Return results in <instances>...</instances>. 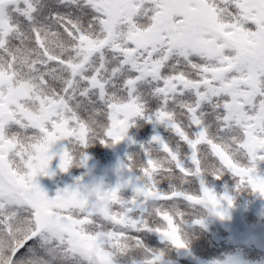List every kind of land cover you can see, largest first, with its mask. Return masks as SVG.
I'll use <instances>...</instances> for the list:
<instances>
[{
  "label": "snow or ice",
  "instance_id": "obj_1",
  "mask_svg": "<svg viewBox=\"0 0 264 264\" xmlns=\"http://www.w3.org/2000/svg\"><path fill=\"white\" fill-rule=\"evenodd\" d=\"M134 117L169 135L118 164L115 186L77 177L49 197L36 182ZM261 162L264 0H0V264H160L141 234L186 248L188 224L233 204L203 177L264 196Z\"/></svg>",
  "mask_w": 264,
  "mask_h": 264
},
{
  "label": "rangeland",
  "instance_id": "obj_2",
  "mask_svg": "<svg viewBox=\"0 0 264 264\" xmlns=\"http://www.w3.org/2000/svg\"><path fill=\"white\" fill-rule=\"evenodd\" d=\"M134 123L129 127L126 137L121 140L123 147H106L105 158L106 159H94L88 158V161L93 162L95 165L103 167L102 171H96L88 169L85 165L78 166L74 163L67 171H61L58 167L59 156L56 155L49 163V171L51 175H38L36 182L46 192L49 197H54L58 189H63L67 186H72L76 182V178L79 177L82 184L90 185L97 183L96 179L106 176L104 170L113 169L110 176L106 181L102 182L104 188L115 186L118 181V173L115 172L118 164L124 158L129 157L130 148H140V144L147 142L153 134H160L162 136H168V132L162 125H153L150 122H146L143 118L134 117ZM145 124L147 130L144 135L140 134L139 126ZM132 141L130 142L129 138ZM65 141H58L53 146V151H59L60 145H64ZM112 152L113 158L108 161V154ZM258 171L260 174H264V162L258 165ZM132 175L127 169H121L119 178H126ZM230 175V174H229ZM231 176V175H230ZM206 181V186L211 187L216 193L228 192L233 196V204L231 207H226V214L224 218L216 216L212 213H204V230L207 229L208 236L215 240V250L218 254L216 258H199L198 254L194 253V257L191 259L189 255L192 254L190 247L179 248L180 259L186 260L190 264H224L225 261L231 260L232 264H264V196L259 195L248 190L236 191L235 181L232 179V183H219L214 182L207 176L203 177ZM214 178V177H213ZM216 179V178H214ZM216 181H219L216 179ZM122 195L125 197L131 195L130 188H124L121 190ZM183 202L179 203V206ZM183 209L182 207H180ZM207 218V221H206ZM190 219V218H189ZM194 224H188L186 227L187 238L192 237L195 233H192ZM206 234V231H203ZM191 233V234H190ZM218 246V248H217ZM173 251L175 247L172 246ZM197 250V249H196ZM191 253V254H190ZM133 256H138V252H132ZM198 256V257H196ZM205 261H202V260ZM162 260V259H161ZM174 264V263H170Z\"/></svg>",
  "mask_w": 264,
  "mask_h": 264
},
{
  "label": "trees",
  "instance_id": "obj_3",
  "mask_svg": "<svg viewBox=\"0 0 264 264\" xmlns=\"http://www.w3.org/2000/svg\"><path fill=\"white\" fill-rule=\"evenodd\" d=\"M147 130V127L145 126V124L143 123L142 125L139 126V131L141 135L145 134V131ZM169 135V133H168ZM105 144H101L100 142H95L90 144L89 146H87L85 148V153L87 155L88 158H98V159H106L104 156L106 155L104 152L106 150V147H104ZM108 147H112V146H108ZM130 154L136 153L137 151H139V149L137 148H130ZM129 157L124 158L122 162H125L128 160ZM108 159V158H107ZM112 159V158H111ZM110 159V160H111ZM109 160V163H111ZM207 177H209V179L211 178L212 181L214 182H219V183H228L231 184L232 182V176H230L229 174H225L222 178L218 179L219 181H216V179L213 178V176L211 175H205ZM160 187L162 189H167L168 187V182L167 181H162ZM179 207H182L183 209L185 208V204L182 203ZM203 217H204V213H202ZM207 221V218H206ZM203 228H205L204 226L201 225H194L193 226V231L192 233H195L194 235H192L191 238H189L188 236V247H190V249H192V254L189 255L190 258L192 259L195 254H198L199 258H209V259H213L216 258V256L218 254H214L216 253V250L220 249H216L215 250V240L212 239V237L208 236V231L207 229L204 230ZM206 231V234L203 232ZM191 234V233H190ZM144 240V243L150 248V249H161L164 251V255L161 258L162 260L160 261V264H170V263H174V264H190L189 262H187L186 260H182L180 259V251L178 250V248H175V251H173L172 246H166L160 239L159 234L155 233V232H147V233H143L141 234ZM197 249V250H196ZM23 251V249L21 250ZM139 254V253H138ZM194 255V256H193ZM136 257H139L136 256ZM198 257V256H196ZM202 258V259H203ZM200 259V260H202ZM205 261V260H202ZM207 262V261H205ZM195 264V263H193Z\"/></svg>",
  "mask_w": 264,
  "mask_h": 264
},
{
  "label": "flooded vegetation",
  "instance_id": "obj_4",
  "mask_svg": "<svg viewBox=\"0 0 264 264\" xmlns=\"http://www.w3.org/2000/svg\"><path fill=\"white\" fill-rule=\"evenodd\" d=\"M115 145V144H114ZM62 145H60L59 147H61ZM108 161H109V159H111V158H113L114 156H113V154H112V152L110 151L109 152V154H108ZM88 162H91V161H88ZM93 163V162H92ZM110 164V163H109ZM87 167V166H86ZM89 169V168H88ZM91 170H96V171H102L103 170V167L102 166H99V165H95L94 164V166H93V168L91 169ZM112 171H114L113 169H109V170H104V173H106V176L104 175V176H102L101 178H97L96 179V182L97 183H102V182H104V181H106L107 180V178L110 176V173L112 172ZM121 171V170H120ZM115 172H117V169L115 170Z\"/></svg>",
  "mask_w": 264,
  "mask_h": 264
},
{
  "label": "water",
  "instance_id": "obj_5",
  "mask_svg": "<svg viewBox=\"0 0 264 264\" xmlns=\"http://www.w3.org/2000/svg\"><path fill=\"white\" fill-rule=\"evenodd\" d=\"M115 147H120V149L123 147V142L119 141L117 143H115ZM94 166V163L92 162H87V168L92 169Z\"/></svg>",
  "mask_w": 264,
  "mask_h": 264
}]
</instances>
